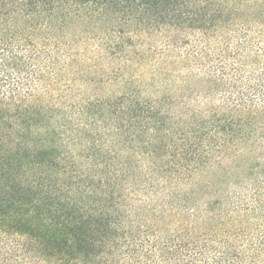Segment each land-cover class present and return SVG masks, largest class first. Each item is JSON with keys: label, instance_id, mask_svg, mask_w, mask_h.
I'll return each instance as SVG.
<instances>
[{"label": "trees", "instance_id": "1", "mask_svg": "<svg viewBox=\"0 0 264 264\" xmlns=\"http://www.w3.org/2000/svg\"><path fill=\"white\" fill-rule=\"evenodd\" d=\"M0 264H264V0H0Z\"/></svg>", "mask_w": 264, "mask_h": 264}]
</instances>
